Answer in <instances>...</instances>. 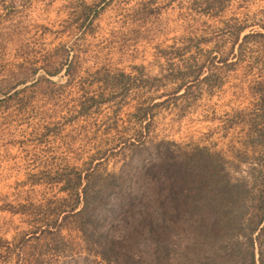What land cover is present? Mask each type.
Returning <instances> with one entry per match:
<instances>
[{
	"label": "rangeland",
	"instance_id": "rangeland-1",
	"mask_svg": "<svg viewBox=\"0 0 264 264\" xmlns=\"http://www.w3.org/2000/svg\"><path fill=\"white\" fill-rule=\"evenodd\" d=\"M12 1L0 0V264H33L39 250L49 264H103L81 250L72 222L60 229L69 242L63 248L33 237L45 203L64 195L49 176L63 166L117 171L137 157L129 142L158 139L183 151L209 143L233 159L229 146L239 145L240 130L224 124L233 108L248 104L246 89L234 85L245 61L221 69V84L209 89L179 72H194L202 61L211 69L199 78L216 70V50L228 45L224 22H255L264 0ZM96 67L107 82L120 71L130 77L115 88L96 87L78 72ZM183 82L191 83L189 92H174ZM78 100L90 105L78 112ZM140 105L148 107L143 119L135 113ZM244 168L226 164L231 176ZM23 239L18 259L13 246Z\"/></svg>",
	"mask_w": 264,
	"mask_h": 264
},
{
	"label": "trees",
	"instance_id": "trees-1",
	"mask_svg": "<svg viewBox=\"0 0 264 264\" xmlns=\"http://www.w3.org/2000/svg\"><path fill=\"white\" fill-rule=\"evenodd\" d=\"M221 29L228 45L224 52L216 50V70L199 78L204 67L211 69L202 61L194 72L188 66L179 73H191V81H204L209 89L221 84V69L245 61L234 85L238 91L244 87L250 99L233 108L224 124L240 130L239 145L229 146L233 159L206 144L183 151L173 140L158 139L129 142L137 157L117 171L63 166L49 179L60 183L64 195L45 203L34 238L63 248L69 242L60 229L72 222L81 250L103 264H264V10L255 22L230 17ZM180 88L186 94L191 83H179L174 92ZM89 105L81 100L78 112ZM147 109L137 106V117L147 116ZM240 162L245 174L231 176L226 164ZM24 241L13 246L18 259ZM38 255L33 264H49Z\"/></svg>",
	"mask_w": 264,
	"mask_h": 264
},
{
	"label": "crops",
	"instance_id": "crops-1",
	"mask_svg": "<svg viewBox=\"0 0 264 264\" xmlns=\"http://www.w3.org/2000/svg\"><path fill=\"white\" fill-rule=\"evenodd\" d=\"M145 6V5H144ZM143 5H141V6H139V7H137V9H142V8H146V7H144ZM144 42V41H143ZM151 56H153V57H155V53L154 52H152L151 51ZM135 68H137V70H139L140 68L142 69V66H135ZM77 71V70H76ZM60 71H58V73H59ZM78 72H80V73H82L83 74V77H85V78H87V79H91V83H96V87H99V85L101 84V85H103V83L104 84H106V86L108 87V88H115L117 85H116V83L118 82V83H122L123 81V78H127L128 76L130 77V74L128 73H126V72H122V71H120L118 74H115V75H113V76H111V80H108V82H107V79H110L109 77H108V75H107V72L106 73H104V72H102V70L99 68V67H96V68H94L93 70H87V73H84V72H82L81 70H79ZM86 72V71H85ZM134 72H135V70H134ZM140 73V71H138V74ZM75 74V73H74ZM136 74V73H135ZM85 75V76H84ZM118 76H119V78H118ZM93 77V78H92ZM110 81H111V83H110ZM109 84H111V86H109ZM152 84H154L153 82H152ZM151 85H150V83H148L147 85H144V87L145 88H148V87H150ZM183 91V88H180L179 89V91ZM157 98H153L152 100H151V102L153 101V100H156ZM248 99H250V97L248 98ZM79 102L81 101V100H78ZM249 101V100H248ZM78 102V103H79ZM150 102V103H151ZM246 105H248V104H246ZM244 107V106H243ZM225 114H227V113H225ZM241 133V132H240ZM206 145H209V143H206Z\"/></svg>",
	"mask_w": 264,
	"mask_h": 264
}]
</instances>
